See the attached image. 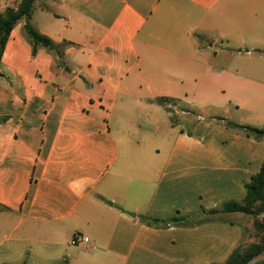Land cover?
I'll use <instances>...</instances> for the list:
<instances>
[{"label":"crops","instance_id":"crops-1","mask_svg":"<svg viewBox=\"0 0 264 264\" xmlns=\"http://www.w3.org/2000/svg\"><path fill=\"white\" fill-rule=\"evenodd\" d=\"M35 17L61 54H32L24 19L2 51L0 263H223L240 223L161 220L242 200L260 169L264 139L226 121L264 126V0H41Z\"/></svg>","mask_w":264,"mask_h":264},{"label":"trees","instance_id":"trees-1","mask_svg":"<svg viewBox=\"0 0 264 264\" xmlns=\"http://www.w3.org/2000/svg\"><path fill=\"white\" fill-rule=\"evenodd\" d=\"M35 0H20L15 7H6L0 10V58L2 55L3 48L8 39L10 31L13 29L15 24L19 19H24V30L30 43L32 45V54L35 53L36 46L41 45L49 50L54 51L58 56H60V46L52 42V40L39 33L35 28H33L29 22V19L33 11V3ZM158 102L165 103L167 99L158 98ZM226 125L242 132L244 135L252 137L254 139L260 140L264 139V126L254 127L248 124H239L231 121H226ZM245 195L242 200H227L221 204L220 208H213L210 210L202 209L200 214L205 215L207 218H202L198 221H204L213 219L211 217L218 215L220 213H233V212H243V213H253L255 211V205L257 203H262L264 201V159L257 173L252 175L249 182L245 183ZM7 210V208L0 204V211ZM140 220L146 223H154L159 221L158 219H150L144 216H139ZM217 219V218H216ZM162 222H172V223H184L188 224L189 218L173 216L169 219L161 220ZM260 228L264 227V220L259 224ZM264 250V237L261 238V244L252 243L249 244L243 250H240L237 246L229 254L227 259L223 263L219 264H248V262L255 256L259 255ZM217 264V263H211ZM264 264V262L260 263Z\"/></svg>","mask_w":264,"mask_h":264},{"label":"rangeland","instance_id":"rangeland-1","mask_svg":"<svg viewBox=\"0 0 264 264\" xmlns=\"http://www.w3.org/2000/svg\"><path fill=\"white\" fill-rule=\"evenodd\" d=\"M33 5L36 7V9L40 8L41 0H35ZM35 20H36V17L30 23L33 28L35 27V23H36ZM216 125H220V123L218 122ZM224 125L225 124H222V126ZM255 206H256L255 211L251 214L243 213V212H233V213H220L218 215L211 217L213 219L217 218V219L234 220L243 226L242 240L240 241L238 245L240 250H243L249 244H252V243L261 244V238L264 237V227L260 228L259 226V224H261L264 220V201L262 203H257V205ZM202 218L204 219L207 217L205 215L200 214L196 217L191 218V220L189 221H198ZM1 249L4 250L5 246H2ZM262 262H264V250L259 255L251 259L248 262V264H260ZM21 264H52V262L43 263L41 261H38L37 259H31L27 262H22Z\"/></svg>","mask_w":264,"mask_h":264},{"label":"built area","instance_id":"built-area-1","mask_svg":"<svg viewBox=\"0 0 264 264\" xmlns=\"http://www.w3.org/2000/svg\"><path fill=\"white\" fill-rule=\"evenodd\" d=\"M70 242L72 244L85 243V242H87V237L84 235L75 233L72 235Z\"/></svg>","mask_w":264,"mask_h":264}]
</instances>
